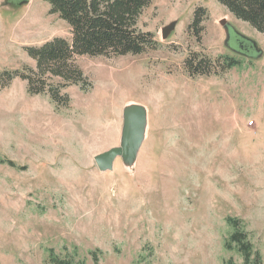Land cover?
Wrapping results in <instances>:
<instances>
[{
	"label": "rangeland",
	"instance_id": "obj_1",
	"mask_svg": "<svg viewBox=\"0 0 264 264\" xmlns=\"http://www.w3.org/2000/svg\"><path fill=\"white\" fill-rule=\"evenodd\" d=\"M197 7L207 15L198 40ZM48 9L0 0V74L35 68L25 47L70 40ZM137 27L156 50L76 57L91 88L63 89L65 108L18 77L0 86V157L26 167L0 164V264H50V251L83 264H243L224 249L227 217L264 264V34L216 0H152ZM236 34L254 47L239 49ZM220 56L239 64L209 76L184 69L188 57ZM132 105L146 116L136 157L101 172L94 157L119 147Z\"/></svg>",
	"mask_w": 264,
	"mask_h": 264
},
{
	"label": "trees",
	"instance_id": "obj_2",
	"mask_svg": "<svg viewBox=\"0 0 264 264\" xmlns=\"http://www.w3.org/2000/svg\"><path fill=\"white\" fill-rule=\"evenodd\" d=\"M48 14L56 15L64 21L70 30V40L52 38L37 47H25L27 56L35 62V68L23 66L19 70L0 74V86L5 87L18 77L26 82L29 95H47L57 108L69 104L68 95L61 91L69 86H79L87 92L91 84L75 64L79 56H139L156 50L157 42L153 34L138 29L137 22L142 11L152 0H44ZM237 20L249 24L258 33L264 34V0H216ZM207 18L206 10L197 7L189 25L198 40L203 31L201 23ZM235 38L246 40L239 34ZM207 64V66H206ZM212 64V66H211ZM188 57L184 69L190 77L209 76L215 72H225L236 67L239 62L232 57L220 56L214 62ZM209 65V66H208ZM211 66V67H210ZM58 80L55 85L50 81ZM4 83V84H3ZM0 164L17 170L16 164L0 157ZM226 224L231 233L224 241L226 251H234L242 258L243 264H260V253L255 250L249 234L240 225V221L227 217ZM96 260L95 254L90 253ZM50 264H83L70 260H61L50 251ZM225 264H232L228 261Z\"/></svg>",
	"mask_w": 264,
	"mask_h": 264
},
{
	"label": "water",
	"instance_id": "obj_3",
	"mask_svg": "<svg viewBox=\"0 0 264 264\" xmlns=\"http://www.w3.org/2000/svg\"><path fill=\"white\" fill-rule=\"evenodd\" d=\"M224 25V22H221ZM168 30H162V39H166ZM145 111L138 105L126 107L122 113V128L120 135V145L118 148L94 157V162L99 171L105 172L112 169L113 163L117 158L124 161H134L139 150L144 134Z\"/></svg>",
	"mask_w": 264,
	"mask_h": 264
},
{
	"label": "flooded vegetation",
	"instance_id": "obj_4",
	"mask_svg": "<svg viewBox=\"0 0 264 264\" xmlns=\"http://www.w3.org/2000/svg\"><path fill=\"white\" fill-rule=\"evenodd\" d=\"M233 42L239 47V49H242V50H246V51H248V48H251V45L248 43V42H246L245 40H242V39H237V38H234L233 39ZM244 45L246 46V48L244 47ZM253 46V45H252ZM254 47V46H253ZM233 51H235V50H233ZM237 53H240V51L239 52H237Z\"/></svg>",
	"mask_w": 264,
	"mask_h": 264
}]
</instances>
